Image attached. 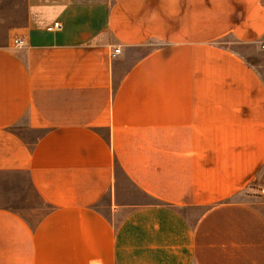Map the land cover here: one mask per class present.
<instances>
[{
	"label": "crops",
	"instance_id": "1",
	"mask_svg": "<svg viewBox=\"0 0 264 264\" xmlns=\"http://www.w3.org/2000/svg\"><path fill=\"white\" fill-rule=\"evenodd\" d=\"M7 36L0 173L44 207L0 205V264H264V0H26Z\"/></svg>",
	"mask_w": 264,
	"mask_h": 264
},
{
	"label": "rangeland",
	"instance_id": "2",
	"mask_svg": "<svg viewBox=\"0 0 264 264\" xmlns=\"http://www.w3.org/2000/svg\"><path fill=\"white\" fill-rule=\"evenodd\" d=\"M26 20V0H0V44L6 42L8 38L9 29L15 25L24 23ZM263 46V45H262ZM236 50L241 53L244 58L264 77V54L258 51V47L254 45H243L236 47ZM21 176V175H20ZM262 179L253 186H249L247 195L241 196L240 199L247 200L252 203L264 201V172ZM20 177L17 175H9L7 173H0V205H17V199L22 193L20 191L26 190V197L29 203L36 206L44 207V204L39 202L35 197L34 192L26 184L24 186L19 181ZM21 180L24 177L21 176ZM125 192L120 196L122 203H143L151 201L144 196L138 189L126 179L123 180Z\"/></svg>",
	"mask_w": 264,
	"mask_h": 264
},
{
	"label": "built area",
	"instance_id": "3",
	"mask_svg": "<svg viewBox=\"0 0 264 264\" xmlns=\"http://www.w3.org/2000/svg\"><path fill=\"white\" fill-rule=\"evenodd\" d=\"M60 23L59 22H55L51 27H49L48 29L49 30H52V29H57V28H60ZM14 43L17 45V46H21L23 44V39H15L14 40ZM264 48V44L262 46ZM120 53V48H115L112 52H111V56L112 57H115L117 54Z\"/></svg>",
	"mask_w": 264,
	"mask_h": 264
}]
</instances>
